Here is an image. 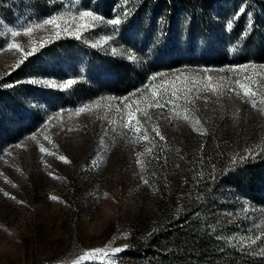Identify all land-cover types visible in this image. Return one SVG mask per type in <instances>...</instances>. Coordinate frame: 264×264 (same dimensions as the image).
I'll list each match as a JSON object with an SVG mask.
<instances>
[{
    "label": "rangeland",
    "instance_id": "obj_1",
    "mask_svg": "<svg viewBox=\"0 0 264 264\" xmlns=\"http://www.w3.org/2000/svg\"><path fill=\"white\" fill-rule=\"evenodd\" d=\"M127 1L120 0L110 18L94 24L79 15H98L94 0H9L13 14L0 16V78L18 69L15 80L0 81V264L117 262L128 243V224L139 212L151 218L154 160L166 140L198 143L204 134L201 116L210 119L220 110L228 115L226 130L241 126L251 134L264 123V54L256 52L264 47L261 3L237 0L230 9L233 0H219L220 9L205 14L200 43L190 47L181 32L177 48L165 42L172 31L163 27L147 33L108 23L129 17ZM54 15L61 27L68 25L64 31L43 23ZM73 19L75 27L69 23ZM26 25H33L27 34L11 35ZM58 37L79 44L65 51L56 47ZM10 43L20 49L9 48ZM86 46L122 54L143 71V82L121 94L74 92L87 77L115 81L110 67L93 65L84 56ZM69 79L70 87L58 86ZM245 88L255 90L258 107L244 96ZM154 99L165 107H152ZM129 112L136 117L132 129L126 127ZM224 190L227 197L237 195L233 184ZM254 228L264 238V212ZM117 248L121 251L114 253ZM95 249L103 251L81 259Z\"/></svg>",
    "mask_w": 264,
    "mask_h": 264
},
{
    "label": "trees",
    "instance_id": "obj_2",
    "mask_svg": "<svg viewBox=\"0 0 264 264\" xmlns=\"http://www.w3.org/2000/svg\"><path fill=\"white\" fill-rule=\"evenodd\" d=\"M233 1L230 9L236 6L237 0ZM254 1L264 6V0ZM119 2L94 0L93 12L108 19ZM218 2L128 0L129 17L119 24L147 33L163 27L172 31L165 35V42L177 47L185 34V42L194 47L203 37L206 12L220 9ZM13 11L9 0H0V16L10 17ZM160 16L163 20L157 22ZM78 42L58 37L56 47L72 51ZM82 52L91 64L110 67L115 81L104 83L97 77H87L76 83L74 92L88 91L98 97L105 89H113L112 93L121 94L143 82V71L122 54L114 56L89 46ZM256 52L264 54V47ZM17 73L15 69L0 81L15 80ZM76 97L80 96L75 94V100ZM227 116L226 110L216 112L210 119L201 116L204 134L198 143L189 138L177 144L165 141V148L154 160L151 218L139 212L137 219L128 224V243L117 262L91 264H264V238L254 228L264 212V123L245 134L241 126L226 130ZM230 184L237 186L236 196L227 197L224 188ZM245 205L258 210L249 213Z\"/></svg>",
    "mask_w": 264,
    "mask_h": 264
},
{
    "label": "snow or ice",
    "instance_id": "obj_3",
    "mask_svg": "<svg viewBox=\"0 0 264 264\" xmlns=\"http://www.w3.org/2000/svg\"><path fill=\"white\" fill-rule=\"evenodd\" d=\"M242 11V10H241ZM79 15H80V17H90L91 18V22L94 24L96 21H100V20H102L103 18L102 17H100V16H98V15H94L92 12H90V11H82V12H80L79 13ZM121 21L119 20V19H112V20H109L108 21V23H110V24H112V25H118L119 23H120ZM43 23L44 24H53V25H55L57 28H60V30H61V32L62 31H64L65 30V28H67L68 27V25L66 24V25H64V27H61V25L58 23V16H56V15H54V16H52V17H50V18H48V19H45L44 21H43ZM73 27H75L76 26V21L73 19L72 21H70L69 22ZM85 26H87V25H85ZM231 26V24H229V27ZM33 27V25H26V26H24L21 30H12L11 31V35L12 36H16V35H18V34H20V31H23L25 34H27L29 31H31V28ZM8 47L9 48H15V49H20V45H18V44H15V43H10L9 45H8ZM32 53H27V55H31ZM157 75H163V74H157ZM153 79H155V77H152V78H150V80H153ZM32 83H36V81H32ZM74 83V81L72 80V79H69V80H67L66 81V83H64V84H60V85H58L59 87H61V88H64V87H70L72 84ZM234 83L235 84H240V81H234ZM50 86H52V87H56L57 85L55 84V83H53L52 85H50ZM240 86L241 87H244V85L243 84H240ZM230 90L231 91H234V88H230ZM137 91H139V90H137ZM135 93H132V94H130V95H134ZM256 92H255V90H250V89H248V88H245V91H244V96H246V97H250V102L252 103V106L253 107H258V105H257V103L255 102V99H254V97L256 96ZM158 95V93L157 92H153L152 93V96L153 97H156ZM121 99H124V100H126L127 99V97H125V98H121ZM151 106L152 107H157V106H159V107H161V108H163V107H165V105L164 104H161L160 102H159V100H156V99H154L153 101H152V104H151ZM83 109H81V111H82ZM143 116H145V117H148V119L150 120L151 119V117L149 116V114L147 113V112H143V113H141ZM128 118H129V123L126 125V127H128L129 129H132L133 127H134V125L131 123V121H133V120H136V117H134L133 116V114L131 113V112H129L128 113ZM137 123H138V121H136ZM137 131H139V129H137ZM153 131H155L156 132V135H158V136H160V138L161 139H164V137L160 134V132H159V129L158 128H153ZM144 135H145V137H147V132L145 131L144 133H143ZM17 147H20V145H17ZM42 152L43 151H45V149L44 148H41L40 149ZM49 154H51V153H49ZM140 154L138 153L137 154V156H139ZM60 160H62L64 163H69L70 161L67 159V158H65V157H63V156H60V157H58ZM236 161H234V163H235ZM137 163H140V161L139 160H137ZM145 183H146V181H145ZM5 195L7 196L8 194L7 193H5ZM51 199H53V200H56L57 199V197H55V196H53V197H50ZM12 199H15V197H12ZM18 203H19V201H18ZM103 250L102 249H95V250H92L91 252H88V253H85V256L84 257H81V259H85V258H87V257H90V256H92V255H94V254H98V253H100V252H102ZM121 251V249H119V248H117V249H114L113 250V252L114 253H118V252H120Z\"/></svg>",
    "mask_w": 264,
    "mask_h": 264
}]
</instances>
